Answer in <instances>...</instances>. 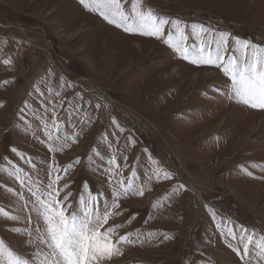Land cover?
<instances>
[{"label":"rangeland","instance_id":"374dc122","mask_svg":"<svg viewBox=\"0 0 264 264\" xmlns=\"http://www.w3.org/2000/svg\"><path fill=\"white\" fill-rule=\"evenodd\" d=\"M133 3L168 18L164 38L126 32L80 0H0V207L22 217L0 213V239L26 256L37 249L29 188L47 191L57 174V199L78 214L81 196L110 202L121 179L144 195L122 196L109 225L143 242L121 245L110 264H244L217 225L264 235V109L228 99L221 67L194 65L165 40L179 21L187 46L209 38L193 25L213 41L229 33L230 50L237 37L264 45V0H123L126 13Z\"/></svg>","mask_w":264,"mask_h":264},{"label":"snow or ice","instance_id":"6c2138e0","mask_svg":"<svg viewBox=\"0 0 264 264\" xmlns=\"http://www.w3.org/2000/svg\"><path fill=\"white\" fill-rule=\"evenodd\" d=\"M80 3L89 10L98 13L104 20L130 33L164 38L165 27L170 24L167 17L154 13L151 7L143 10L141 7H137L136 3H133L131 13H126L123 0H80ZM192 27L197 37H201L207 32L209 38L201 39L198 44L185 45L183 41L187 39L185 32L187 25L182 27L181 23L176 21L171 22L165 43L184 60L190 61L194 65L221 67L224 75L230 79V84L225 85V95L228 99L253 109H264V45L237 37L233 38L230 50L229 33L221 32L218 34L219 40L213 41L210 38V29L204 28L203 25H193ZM177 36L179 42H174ZM229 50L231 55L226 58L225 54ZM94 107L99 108L100 104H96ZM47 128L48 125L45 124V129ZM45 134L50 140L52 139L50 131H46ZM75 135L77 134H73V139ZM109 146L111 147V144ZM11 150L17 151L15 147ZM20 155L23 156L22 153ZM78 162L77 159L74 163ZM114 163L115 156L109 160V164ZM70 167L72 165L66 166L62 171L66 173ZM22 171L17 168L10 175L19 180L21 185H24L25 180L20 176ZM247 174L252 175L251 172ZM156 176L157 178L162 176L165 180L171 178L169 172L160 170H157ZM61 179L59 174L55 175V179L46 185L47 191L42 192L39 188L33 191L29 188L32 196L35 197L32 202V210L36 213L39 221H42L43 228L41 231V225L37 224V239L39 241L37 249L31 255L26 256L17 251L14 246L6 243L4 239H0V264H110L113 258L123 254L121 245L143 242L140 240L139 233H137L136 240L132 239L131 232L118 234V229L123 225H109V220L123 214L124 209L120 203L122 196H127L130 191L134 195L143 196L144 187L125 185L123 180L117 179L115 182L118 187L112 189L113 195L110 202L107 198L104 201H99L98 196L92 195L89 190L87 197H80L81 209L78 214L75 210L69 212V206L57 199L59 189L56 185ZM68 187V184L63 185L65 189ZM183 188L184 185L180 184L174 191ZM17 195L23 200L22 193ZM70 195V193L66 194L64 201H67ZM25 206H27L26 203ZM211 211L215 217L216 212ZM0 213L11 220L22 218L10 215L2 207H0ZM133 218L129 217L125 222H130ZM27 219L30 220L31 217L29 216ZM221 220L222 222L217 227L227 228V231H222L220 234L224 237H231L230 241L226 239L225 242L237 253L240 260L244 264H254V260L256 264H264V235L256 237L255 230L244 226H240V230L237 232L231 223L226 222L224 218ZM105 225L108 227L104 228ZM101 228H104V231H101ZM11 230L17 233L22 231L20 228ZM23 231L26 236H32L31 231L27 229ZM114 236L115 239H113ZM147 236L151 237L152 233H147ZM169 238L167 235L164 236V239ZM27 243L32 244L33 241L29 239ZM253 247L256 249L254 255Z\"/></svg>","mask_w":264,"mask_h":264},{"label":"bare ground","instance_id":"6f19581e","mask_svg":"<svg viewBox=\"0 0 264 264\" xmlns=\"http://www.w3.org/2000/svg\"><path fill=\"white\" fill-rule=\"evenodd\" d=\"M182 68V67H181ZM177 70V69H176ZM181 70V69H180Z\"/></svg>","mask_w":264,"mask_h":264}]
</instances>
